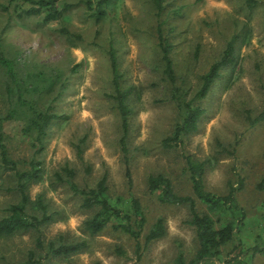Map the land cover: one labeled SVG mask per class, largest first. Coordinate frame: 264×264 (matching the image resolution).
<instances>
[{
    "label": "rangeland",
    "instance_id": "obj_1",
    "mask_svg": "<svg viewBox=\"0 0 264 264\" xmlns=\"http://www.w3.org/2000/svg\"><path fill=\"white\" fill-rule=\"evenodd\" d=\"M64 3L72 5L61 16L44 22V12L22 13L32 2L0 0V53L18 69L24 96L42 107L59 90L53 109L66 115L49 124L44 149L36 155L42 162V176L28 186L29 196L34 199L42 194L55 214L38 229L0 234V264L21 262L30 249L40 258L39 264H168L180 248L189 260L197 238L194 226L186 221L188 204L163 203L147 188L148 174L162 172L177 193L195 197L184 154L206 160L203 183L216 194L226 193L229 183L243 180L236 197L244 216L234 240L222 246L221 254L198 264H221L238 251L232 250L237 241L244 247L264 246V190L256 186L264 178V120L250 125L247 117V111L253 116L264 108V0H255L253 8L245 0H163L160 12L152 0H109L98 22L94 16L97 0H57L56 6L62 8ZM157 25L171 43L173 83L163 73ZM236 32L240 33L236 60L223 66L208 93L195 101L204 108L197 129L184 134L181 145L165 147L162 139L184 114L177 98L193 95L201 74ZM110 46L122 74L121 88L133 86L126 98L132 110L125 137L128 161L119 141L121 118L110 96L114 93ZM5 69L0 62V114L8 110L17 93ZM25 115L3 121L5 143L19 167L26 166L35 149L31 136L22 131ZM84 135L80 159L76 143ZM221 145L233 152L222 151ZM64 164L74 169L79 186H93L107 171L109 201L125 212H132L131 192L140 199L146 216L142 243L158 216L164 219L165 234L147 243L139 259L134 239L121 229L108 225L87 234L83 221L93 210L83 208L80 194L56 178L55 171L65 177ZM14 185L13 171L0 166V216L9 203L19 199ZM195 201L199 210L220 218L217 225L238 213L227 204L198 197ZM37 237L43 246L36 245ZM83 238L88 244L79 251L54 254L48 250L49 240ZM116 246L125 254L117 253ZM241 257L248 264H264L263 252L249 251Z\"/></svg>",
    "mask_w": 264,
    "mask_h": 264
},
{
    "label": "trees",
    "instance_id": "obj_2",
    "mask_svg": "<svg viewBox=\"0 0 264 264\" xmlns=\"http://www.w3.org/2000/svg\"><path fill=\"white\" fill-rule=\"evenodd\" d=\"M28 1L32 2L33 5L23 9L22 13L31 15L44 12V22L61 16L72 5L71 3H64L62 8H58L56 6L57 0ZM152 1L157 8V12H160L163 7V0ZM108 2L109 0H97L98 9L94 14L96 22H98L104 14L102 6ZM245 2L249 8L254 7L255 0H245ZM96 33H98V29H96ZM239 34L240 33L236 32L229 38L220 56L210 64L205 72L201 74L200 86L193 95L188 99L177 98L178 103L184 109V114L181 120L174 125L172 131L162 139V144L165 147L181 145L183 135L197 129L198 120L204 112V108L195 101L203 98L208 93L211 84L215 78L219 76L220 69L236 60L235 42ZM157 38L161 50V58L163 60V73L167 80L173 83L176 80V73L170 55L171 43L163 34L159 25H157ZM197 49L198 48H196V52ZM109 60L112 72V83L114 85V93L110 96L116 100V106L121 118L122 133L119 141L121 144V150L124 152L125 160L128 161L125 137L128 130V116L132 110L128 106L126 98L133 90V86L129 85L121 88L120 79L122 74L117 69L116 57L112 46L109 47ZM0 62L7 67L5 71L11 81L14 82V86L17 89L15 101L4 114H0V166L6 170L13 171L15 177L14 189L19 193V199L15 202L9 203L6 208V213L0 216V234L8 235L18 231L29 230L31 228L38 229L41 224L52 220L53 215L55 214L54 210L48 208L42 194H38L34 199L29 196L28 186L30 183L39 180L42 176V162L36 157V155L44 149L49 124L54 119L66 118V115L64 113H57L53 109L52 102L60 95L59 90H57V93L52 96L47 104L40 107L35 100L24 96L23 85L20 84L21 80H18L21 79L19 77V71L18 69H14L11 60L0 53ZM19 113L20 115L22 113L26 114L22 119V131L31 136L32 145L35 148L32 157L27 161L25 167H19L18 162L10 156L8 147L5 143V134L3 132V121L18 117ZM247 117L250 125L263 121L264 108L253 116L247 111ZM84 140L85 135L80 137L76 143V153L80 159L83 158L82 143ZM221 150L227 153L233 152V149L230 150L224 145H221ZM184 158L195 197L212 204H227V207L234 211L237 210L238 213H234V218L228 219L224 223L217 225L216 223L220 222V218H214L208 212L199 210L196 207V201L193 195L177 193L173 189L168 176L162 172L148 174L147 188L149 192L156 193L158 199L163 203H187L190 216L186 221L189 224H192L195 228L197 248L191 258L186 260L184 251L180 248L168 264H198L206 258L218 256L222 253V246L234 240L237 224L244 216L243 209L236 197V191L243 186L242 178H239L236 185L229 183L226 193L216 194L213 191L206 189L203 183L206 160L198 159L193 154H184ZM84 168L86 171L90 170L89 165H86ZM61 169L64 172L65 177H63L59 171H55L56 178L61 181H67L70 188L74 192L80 194V205L83 208L93 210V212L83 221V229L87 234H96L108 225L115 229H121L134 239V251L137 259L141 257L143 249L147 243L165 234L166 226L164 219L163 217L158 216L145 233L143 243L141 242L140 236L146 222V216L141 201L131 192V213L113 206L108 198L107 171H104L101 174L93 186H79L74 180L75 171L72 167L68 164H64ZM125 174L128 178L129 184H131L129 167H126ZM256 186L257 188L264 190V178L260 179ZM87 244L88 242L85 238L59 243L49 240L47 243L48 250L54 254L76 252L85 248ZM36 245L43 246L40 237L36 238ZM232 247V250L238 248V251L225 258L221 264H248L247 261L241 257L242 254L249 251L251 253H264V246L255 243L244 247L240 241H237L233 243ZM115 250L119 254H125V251L121 246H116ZM39 263L40 258L36 256L33 249H30L26 258L21 262L8 260L3 264Z\"/></svg>",
    "mask_w": 264,
    "mask_h": 264
}]
</instances>
